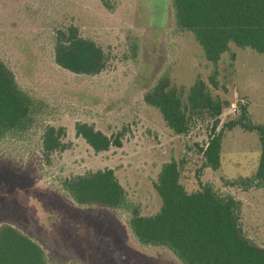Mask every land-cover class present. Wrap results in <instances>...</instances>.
<instances>
[{
  "label": "rangeland",
  "instance_id": "obj_1",
  "mask_svg": "<svg viewBox=\"0 0 264 264\" xmlns=\"http://www.w3.org/2000/svg\"><path fill=\"white\" fill-rule=\"evenodd\" d=\"M109 3L113 9L103 0H0V55L40 107L24 136L0 140V225L9 223L28 234L56 264H182L167 248L140 244L127 224L129 211L79 205L61 186L63 178L111 167L129 200L151 214L161 206L153 182L162 164L175 157L183 160L188 190L210 182L221 193L233 194L244 231L264 245V187L237 183L257 168L258 133L239 126L225 129L220 167H203L200 148L216 119L206 112L195 115L190 130L176 134L144 100L165 74L186 91L202 78L223 104L217 132L244 114L264 123V54L232 45L235 56H222L214 86V65L194 34L178 27L170 0ZM70 24L107 52L104 71L77 74L56 63L55 30ZM77 121L93 123L108 135L121 134L122 145L95 152L76 134ZM48 124L65 126L72 144L55 153L51 164L41 153Z\"/></svg>",
  "mask_w": 264,
  "mask_h": 264
},
{
  "label": "trees",
  "instance_id": "obj_2",
  "mask_svg": "<svg viewBox=\"0 0 264 264\" xmlns=\"http://www.w3.org/2000/svg\"><path fill=\"white\" fill-rule=\"evenodd\" d=\"M103 2L114 8L109 0ZM170 8L178 27L194 34L203 56L214 65L210 76L214 86L218 85L222 56H235L232 45L264 54V0H170ZM54 42L56 63L71 72L97 75L108 65L109 57L103 47L82 36L75 24L57 28ZM144 100L160 111L176 134H186L195 115L206 112L216 119L208 141L200 148L203 167H220L225 129L239 126L257 132V168L252 176L237 183L255 182L264 187V123L253 122L244 114L226 122L217 132L223 104L204 79L197 78L186 91L165 74L146 91ZM39 109L37 100L20 86L13 69L0 55V140L24 136L35 123ZM75 127L76 134L95 152L122 145L121 134L108 135L93 123L77 121ZM66 136L65 126L46 125L41 147L46 164L52 163L55 153L71 148ZM182 169L183 160L175 157L162 164L153 182L161 206L151 214H143L140 206L129 200L111 167L63 178L61 186L79 205L129 211L127 224L139 243L167 248L182 264H264V245L244 231L237 198L221 193L210 182H201L198 189L188 190L182 182ZM0 264L56 263L49 261L46 250L28 234L4 223L0 225Z\"/></svg>",
  "mask_w": 264,
  "mask_h": 264
}]
</instances>
